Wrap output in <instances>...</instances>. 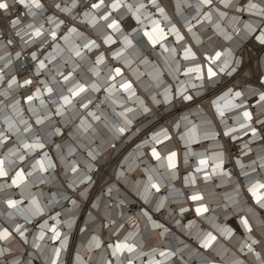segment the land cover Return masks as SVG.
<instances>
[{
    "label": "bare ground",
    "instance_id": "obj_1",
    "mask_svg": "<svg viewBox=\"0 0 264 264\" xmlns=\"http://www.w3.org/2000/svg\"><path fill=\"white\" fill-rule=\"evenodd\" d=\"M238 1L204 7L205 0H38L36 7L32 0H6L0 264L260 261L256 234L264 239V230L248 231L250 207L241 203L254 204L264 190L253 113L264 105V92L251 98L249 64L233 77L240 95L228 99V88L212 99L206 90L218 70L232 74L248 58L240 45L258 24L256 6ZM237 9L244 12L241 22ZM256 98L261 101L251 108ZM176 99L186 102L179 111L187 110L166 117L182 132L180 151L154 108L168 111ZM226 134L240 140L243 157L221 150ZM236 213L234 234L223 220ZM165 252L173 258H163Z\"/></svg>",
    "mask_w": 264,
    "mask_h": 264
},
{
    "label": "built area",
    "instance_id": "obj_2",
    "mask_svg": "<svg viewBox=\"0 0 264 264\" xmlns=\"http://www.w3.org/2000/svg\"><path fill=\"white\" fill-rule=\"evenodd\" d=\"M151 1H153V0H147L148 3H150ZM155 2H156V4H159V0H155ZM221 2L222 1H220L219 4H222ZM239 2H242V6L245 8H249L251 6L253 7L254 4L252 2L257 3V5H255L256 6L255 11L257 12V14L254 15L253 17L258 20V24L248 27L249 31H250V35L240 45V47L243 48L244 52L248 55V58L246 60L243 59V61H241L238 64V66L236 67L237 69L232 74H229L228 72H225V71L218 70V72H216V73H218L219 76L217 78L216 83H210L208 81L206 82L207 83L206 90L208 93L207 95L210 97H213L212 99H214L217 96V94L221 93L222 91H224L228 88H232V90H231L232 94L229 95L228 99H231L232 96H234L236 93H238L237 91L240 89V87L235 88L238 85L232 84L233 81L236 79L233 77L235 74H237L240 71L242 66H245V65L248 66V64L251 65V69H252V77H251L252 84L251 85H252L253 91L251 93V95H252L251 98L258 97V95L260 93L264 92V0H252L251 3H250V1H247V0L246 1L239 0L237 2L238 5H241V4H239ZM211 3H212V0H210V2H208V3L206 2V4H204V7L209 6ZM230 3H231V0H230ZM211 8H210V10L212 11ZM202 10H203V7L199 12V14L202 15L199 19H203L202 17L205 15V11L203 12ZM237 10H236L237 11L236 13L239 14V22H241L243 20L242 18H243L244 12L242 13L241 9H237ZM225 11H227V10H225ZM19 12L21 15H23V10H20ZM0 13H1V10H0ZM214 20H215V16H214ZM11 21H13V18L10 19V22ZM206 23H208V26L206 27V28H208L211 25V20L207 21ZM209 23H210V25H209ZM241 52L244 54V52L242 50H241ZM229 59H230V62H233L234 56L229 54ZM211 77L212 76H208V74H207L206 80H209V78H211ZM240 81L241 82L239 83V85H242L243 81H245V80L241 78ZM248 85L249 84L247 83L246 86H248ZM233 88H235V89H233ZM195 101H194V103H196ZM259 101H261V100L260 99L258 100V98L253 100L251 102V108H253L255 106V103H258ZM216 104H212V107L213 108L218 107V105H216ZM195 105L199 106L200 104L198 103ZM253 113H254V117H255L254 118L255 119V123H254L255 128L259 134L258 139H255L254 141H261L260 144H262L260 147L256 148L254 151L258 150L259 155H264V105H262L260 108H257L255 106V108H253ZM257 114H260V115L257 117ZM259 118H262V119L260 121H257ZM224 129L225 128H223V130ZM229 135L230 134L223 135L224 143L226 146L225 147V151H226L225 155L228 156L230 154V155H232L233 159L243 157L244 156L243 155L244 147L240 146V143H241L240 140H236V139L233 140L231 137H229ZM245 167H247V166H243V168H245ZM246 174H248V173H246ZM246 174H242V172H241L239 176L242 177ZM255 177H258V175ZM255 188H258V187L256 186ZM255 191H257V189ZM258 196L259 197L257 200H253L254 204H251L250 201L247 199H246V201H243L241 203V205L243 206L242 208H244V209L247 207V205L250 207L249 209H247V212L250 213V215H251L250 221L252 222L251 223L252 226L250 227V229L248 231H254V230H256L257 227H260L262 230H264V190L260 191ZM237 216L238 215L236 213L235 217H233V218L228 217L229 219L224 218V220H223V224H226L227 226H228V222L231 223L233 228L231 227L230 229L234 230L233 231L234 234L238 233L237 229H239V227L234 222V220H235L237 223H239V219ZM234 225H235V227H234ZM256 236L258 238V241L260 242L259 246H261V249H259V250L262 251V250H264V239H262L261 238L262 235H260L258 233L256 234ZM256 244H258V243H255L254 245H256ZM169 254L170 253L165 252L164 253L165 256L163 258H167V260H170L171 258H173V256L170 257ZM261 254H262V257H264V251H262ZM240 255L244 256L245 254L240 253ZM258 257L260 258V261L258 263L253 262V261H249L248 264H264V258H262L259 255H258ZM156 260L157 261L153 264L163 263V262H161L162 258L156 259ZM167 260H165L164 262H166ZM144 264H150V263L144 262Z\"/></svg>",
    "mask_w": 264,
    "mask_h": 264
},
{
    "label": "rangeland",
    "instance_id": "obj_3",
    "mask_svg": "<svg viewBox=\"0 0 264 264\" xmlns=\"http://www.w3.org/2000/svg\"><path fill=\"white\" fill-rule=\"evenodd\" d=\"M0 24H1V26H4V29H5V25H4V23H3V21L0 19ZM4 34L5 35H7V32H6V30H5V32H4ZM191 40V39H190ZM101 43V42H100ZM101 45V47H105V46H103V44L101 43L100 44ZM107 48L108 47H105V48H103V53H106L107 52ZM38 49H40V47L38 46V48H37V50ZM44 54H46V53H44ZM43 54V55H44ZM175 101H177V102H175V105H174V107L172 108V109H169L168 111L165 109V107H154L155 109H156V112H158V115H159V113H160V115L158 116L159 117V119L162 117V116H165L166 117V115H167V113H170V112H172V111H177L179 114H178V117H180L181 116V114L184 112V111H186L187 110V108L186 109H184V110H181V111H179L180 109H182L181 107H183L185 104H186V102H185V100H179V99H176ZM180 101V102H179ZM207 104H209V102L207 101L204 105L206 106V107H208L209 105H207ZM176 114V113H175ZM163 118L162 120L165 122V124L168 126V127H171V129L172 128H174L173 126H174V124H170V118H168V117H166V118ZM157 122H158V119H157ZM151 132V130L150 131H145V133H143V136L144 137H147L146 135H148L149 133ZM182 132H179L178 133V129L177 130H174V129H172V135H173V141H174V143L176 142V144H177V146H178V150L180 151L181 149H183V146L180 144L181 142L179 141V136H180V134H181ZM222 137V136H221ZM219 142H220V146H221V150L222 151H224V148L226 147L225 146V143H224V139L223 138H221V139H219ZM55 169H56V167H55ZM54 169V170H55ZM58 169H60V166H57V171H58V174L60 173L61 174V172L58 170ZM27 171V170H26ZM181 171V174L183 175V174H185V171H183L182 169L180 170ZM59 176H61V175H59ZM183 184V182L181 183V185ZM88 203V202H87ZM87 203H85L86 205H85V207L87 206L88 207V205H87ZM26 204V203H25ZM89 206L91 207V208H93V204L91 203V204H89ZM138 206V203H134L131 207H137ZM86 207V208H87ZM187 216L188 215H190V214H186ZM81 217V216H80ZM36 225V224H35ZM108 243V242H107Z\"/></svg>",
    "mask_w": 264,
    "mask_h": 264
},
{
    "label": "snow or ice",
    "instance_id": "obj_4",
    "mask_svg": "<svg viewBox=\"0 0 264 264\" xmlns=\"http://www.w3.org/2000/svg\"><path fill=\"white\" fill-rule=\"evenodd\" d=\"M20 2L23 3L24 0H20ZM205 2H210V0H205ZM32 3H34L36 7H40V4L38 3V0H32ZM102 3H103V0H100V4H102ZM153 3H155V0H153ZM100 4H94L92 7H94V8H98V7H100ZM254 6H255V5H253V7H254ZM8 7H9V5H8V3L6 2V0H3V2H0V10H6ZM161 11H162V9H161ZM104 19H107V17H104ZM13 23H14V24H15V23H18V21H14ZM108 27H110V28L116 27L115 22L109 24ZM37 35H40L39 30H37ZM53 35H55V34H53ZM77 54H79V53H77ZM43 66H44V65L41 64V67H43ZM117 73H119V69H117ZM26 83H30V81H26ZM126 87H130V86H126ZM49 91H51V90L49 89ZM79 91H84V89L81 88ZM75 94L78 95L79 92H77V93H75ZM237 95H240V94L237 93ZM186 98H187V99H191V97H186ZM65 99H66V101H67V98H65ZM261 99H264V96H262ZM246 115H247V113H246ZM260 187L264 188V185H261ZM193 199H198V197H195V196H194ZM9 203H10V205L13 204V202H11V201H10ZM245 223H247V222L245 221ZM3 238H7V233H6V232H5ZM254 242H255V241H254ZM129 250H131V249H129Z\"/></svg>",
    "mask_w": 264,
    "mask_h": 264
},
{
    "label": "crops",
    "instance_id": "obj_5",
    "mask_svg": "<svg viewBox=\"0 0 264 264\" xmlns=\"http://www.w3.org/2000/svg\"><path fill=\"white\" fill-rule=\"evenodd\" d=\"M260 107H261V106H260ZM260 107H259V108H260Z\"/></svg>",
    "mask_w": 264,
    "mask_h": 264
},
{
    "label": "water",
    "instance_id": "obj_6",
    "mask_svg": "<svg viewBox=\"0 0 264 264\" xmlns=\"http://www.w3.org/2000/svg\"><path fill=\"white\" fill-rule=\"evenodd\" d=\"M17 166V165H16Z\"/></svg>",
    "mask_w": 264,
    "mask_h": 264
}]
</instances>
